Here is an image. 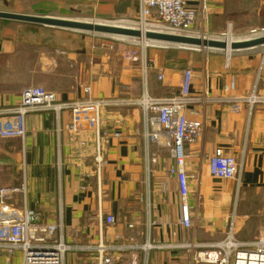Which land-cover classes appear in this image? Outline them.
<instances>
[{
	"label": "crops",
	"instance_id": "crops-1",
	"mask_svg": "<svg viewBox=\"0 0 264 264\" xmlns=\"http://www.w3.org/2000/svg\"><path fill=\"white\" fill-rule=\"evenodd\" d=\"M184 1L197 10L191 32L196 37L264 29V0H210L205 12L200 11L201 0ZM30 4L135 21L139 13L138 0H0V12H24ZM17 25H22L23 38L6 30L0 20V71L6 76L0 82V108L29 85L56 93L58 102L107 98L131 104L102 109L97 135L92 130L68 133L71 113L64 110L58 120L52 113L27 116L22 139L0 137V187L24 183L26 189L12 196V204L35 211L41 223L61 225L63 239L75 247L97 245L101 238L114 243L117 236L132 235L140 243L148 239L158 247L140 256L142 262L147 258L146 264H190L192 252L180 246L220 241L232 220L239 241L264 236V47L230 54L212 49L205 53L193 49L197 52L188 54L184 51L190 48L185 47L145 50L154 63L146 83L153 98L173 96L183 69L194 71L195 100L189 108L197 113L188 118L201 120L203 130L201 138L185 148L192 219L186 229L181 224L176 179L168 175L174 161L168 149L143 136L142 110L134 103L144 85L136 65L123 58V51L131 48L128 42L59 28L36 33L37 28L48 27ZM25 38L28 46L20 41ZM133 49L141 57L142 51ZM260 63L255 96L261 100L249 103L245 99L253 91ZM156 69L164 70L162 81L155 79ZM85 86L90 87L88 96ZM96 144L102 158L100 172L93 161ZM216 149L239 162L238 180L209 175L208 161ZM108 215L116 223L100 228L98 219ZM12 257L9 264H22L18 251ZM94 258V252L70 251L65 264ZM4 261L0 253V264Z\"/></svg>",
	"mask_w": 264,
	"mask_h": 264
},
{
	"label": "built area",
	"instance_id": "built-area-1",
	"mask_svg": "<svg viewBox=\"0 0 264 264\" xmlns=\"http://www.w3.org/2000/svg\"><path fill=\"white\" fill-rule=\"evenodd\" d=\"M138 20L133 26L143 24L151 31L182 36H194L192 28L195 26L198 16L197 10L187 6L184 0H138ZM210 0H201L200 11L205 12ZM198 37V36H197ZM114 42H128L131 48L123 51L126 62L136 65L144 89L139 100L134 104L141 107L144 125L143 136L147 142L155 143L164 149H168L174 168L168 171L170 178L176 179L179 195V212L181 224L189 229L191 226V207L189 200L188 177L184 169L185 148L192 146L202 136L203 123L196 118H188V115L196 114L189 106L195 99L191 96L193 68L183 69L179 81V89L171 97L150 96L147 90V81L154 63L146 56V49H158L166 51L172 48L183 49L159 41H149L143 38L111 37ZM142 51L141 57L137 50ZM259 71L254 79L253 91L247 100L249 103L258 102L255 96L258 87ZM137 70V71H138ZM155 79L162 81L164 70L156 69ZM224 90H229L225 86ZM85 95H89L90 87L83 88ZM131 102L114 99H90L85 101L58 102L56 93L43 87L29 86L18 95L9 97L6 106L0 108V137L14 136L24 137L26 133L25 119L29 115L39 113H52L59 118V114L68 110L71 113V123L65 130L77 135L82 131H94L96 135L100 129V113L106 107L119 108L129 105ZM60 132V128H57ZM115 136L118 137L116 134ZM76 144L83 147L84 142L75 140ZM95 162L96 171L100 170L102 158L99 146L96 144ZM60 163L56 164L59 169ZM239 162L231 155L216 149L208 161L209 175L218 180H238L240 172ZM100 172V171H99ZM25 184L19 187H0V213L9 216L0 219V253L4 254V264L12 261V255L18 251L22 257V264H65V254L70 251H85L95 253L96 258L84 264H146L147 258L142 262L140 256L158 246L146 239L143 243L137 241L134 236L115 237L114 243L106 244L103 239L97 245L79 247L65 242L62 237V226L41 223L35 211L27 208L19 209L10 202L15 194H24ZM100 228L116 223L112 215L98 219ZM129 229L134 226L130 224ZM225 238L211 243H185L181 245L188 252L191 251L190 264H264V236L251 241L241 242L233 233V220L230 221Z\"/></svg>",
	"mask_w": 264,
	"mask_h": 264
},
{
	"label": "water",
	"instance_id": "water-1",
	"mask_svg": "<svg viewBox=\"0 0 264 264\" xmlns=\"http://www.w3.org/2000/svg\"><path fill=\"white\" fill-rule=\"evenodd\" d=\"M0 20L12 21V22H23L33 25H41L48 28H59L68 31H79V32H91L98 35H109L117 37H128V38H142L144 37L149 41H159L167 44H176L187 49H212L219 51L230 50L232 52H238L240 50H252L257 47H264V35L256 37L255 39L243 40L240 42L217 41L209 38H200L194 36H182L175 34H165L161 32L152 31H141L135 30L128 27H115L111 25H101L97 23H85L75 20H67L57 17H44V16H30L25 14H15L10 12H0ZM9 216L0 213V219H6Z\"/></svg>",
	"mask_w": 264,
	"mask_h": 264
},
{
	"label": "rangeland",
	"instance_id": "rangeland-1",
	"mask_svg": "<svg viewBox=\"0 0 264 264\" xmlns=\"http://www.w3.org/2000/svg\"><path fill=\"white\" fill-rule=\"evenodd\" d=\"M30 7L31 8H29V10H24V12L21 11L20 13L21 14H25V15H30V16H36L37 15V16L52 17V18L53 17H57V18H62V19H67V20L71 19V20L85 22V23L89 22V23H97V24H111V23H120V22H122V23H125L127 25H132V23L136 22L135 20H127V19H124V18L120 19V18H117V17H105V16L104 17H100V16L98 17V16H96L93 13V11H89V10H87V12H86L84 10L78 11V10H74V9H70V10H67V9L66 10H62V9H55V8L49 9V8H44L40 4L39 5L38 4H32L31 5L30 4ZM20 13H15V14H20ZM3 21H4V26H5L6 30H9L12 33L16 32L15 33V34H17L16 36H21V34H23V33L20 32V30L22 29V25L18 26L16 22L5 21V20H3ZM140 26H144V25L141 24ZM146 28H149V27L146 26ZM43 30L51 31L49 28H42L41 27V28H37V30L35 32L36 33L37 32L40 33ZM12 33H10V34H12ZM18 33H20V34H18ZM86 34L103 36V35H98V34L91 33V32H88ZM230 34L232 35V38L234 40L240 41V40L254 38V37L259 36V35L263 36L264 35V29L256 28V29H246V30H241V31H232V33L224 32L223 35H219V36L209 35L208 34V35L205 36V39L209 38V39H213V40L223 41ZM104 36H109V35H104ZM110 37H114V36H110ZM27 38H25L26 41L20 40L21 43L26 45V46H28V44H29L28 43L29 41L27 40ZM192 50L189 49V51H184V52H187L188 54H189V52H197V51H194V50L192 51ZM197 50H199V49H197ZM200 51L205 53L207 50L200 49ZM212 51H213V53H214V51H215V53L222 52V51H219V50H212ZM223 52H225V51H223ZM197 54H200V53H197ZM6 67H8V66H6ZM5 77L6 76H3V73L0 71V82H1V79L4 80ZM29 86H35V85H29ZM29 86H27V87H29ZM38 86H35V87H38ZM249 217H251V216H249Z\"/></svg>",
	"mask_w": 264,
	"mask_h": 264
},
{
	"label": "bare ground",
	"instance_id": "bare-ground-1",
	"mask_svg": "<svg viewBox=\"0 0 264 264\" xmlns=\"http://www.w3.org/2000/svg\"><path fill=\"white\" fill-rule=\"evenodd\" d=\"M101 25H104V24H101ZM107 25H111V26H115V27H128V28H133V29H135V30H141V31H146V30H148V29H146L144 26H140V25H138L137 27H135V26H133V25H127V24H125V23H122V22H120V23H111V24H107ZM148 31H150V30H148ZM152 32H154V31H152ZM259 36H262V35H259ZM259 36H256V37H259ZM114 37H117V36H114ZM194 37H196V36H194ZM256 37H254V38H250V39H255ZM126 38H128V37H126ZM143 39H145L144 37H142ZM200 38H205V37H200ZM245 40H249V39H245ZM218 41V40H217ZM220 41V40H219ZM225 41H227L228 43H230V42H240V41H243V40H240V41H236V40H234L233 38H232V35H228L227 36V38L225 39ZM171 45V44H170ZM172 45H175V46H179V47H182V46H180V45H176V44H172ZM227 54H230L232 51H230L229 49L228 50H226L225 51Z\"/></svg>",
	"mask_w": 264,
	"mask_h": 264
}]
</instances>
